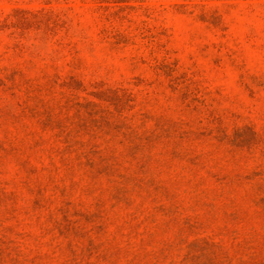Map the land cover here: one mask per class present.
I'll return each instance as SVG.
<instances>
[{
	"label": "rangeland",
	"instance_id": "1",
	"mask_svg": "<svg viewBox=\"0 0 264 264\" xmlns=\"http://www.w3.org/2000/svg\"><path fill=\"white\" fill-rule=\"evenodd\" d=\"M0 264H264V0H0Z\"/></svg>",
	"mask_w": 264,
	"mask_h": 264
}]
</instances>
